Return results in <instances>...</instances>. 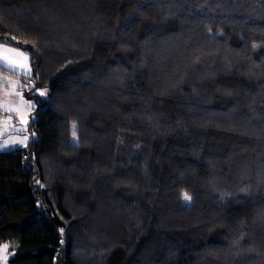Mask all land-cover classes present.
<instances>
[{
    "label": "trees",
    "instance_id": "16d2710c",
    "mask_svg": "<svg viewBox=\"0 0 264 264\" xmlns=\"http://www.w3.org/2000/svg\"><path fill=\"white\" fill-rule=\"evenodd\" d=\"M0 44L48 91L5 264H264V0H0Z\"/></svg>",
    "mask_w": 264,
    "mask_h": 264
},
{
    "label": "crops",
    "instance_id": "0c3cea01",
    "mask_svg": "<svg viewBox=\"0 0 264 264\" xmlns=\"http://www.w3.org/2000/svg\"><path fill=\"white\" fill-rule=\"evenodd\" d=\"M30 74L27 55L18 49L0 44V118L10 116L8 121L0 122V140H7L10 144L23 141L21 136L28 132L27 123L21 126L19 119L25 117L23 110L27 107V100L21 89L24 85L32 84L26 80ZM5 257L6 255L3 257V264Z\"/></svg>",
    "mask_w": 264,
    "mask_h": 264
},
{
    "label": "rangeland",
    "instance_id": "374dc122",
    "mask_svg": "<svg viewBox=\"0 0 264 264\" xmlns=\"http://www.w3.org/2000/svg\"><path fill=\"white\" fill-rule=\"evenodd\" d=\"M27 82H28V79L26 78ZM30 82V81H29ZM32 83V82H30ZM33 84V83H32ZM24 85L23 88L21 89L22 90V94L24 93L23 89L25 90H33V92L35 93V95H38L40 98H46L47 95H48V91L44 88H35L34 84L33 85ZM41 93H44L43 95H41ZM27 100V107L25 106V111L23 110V113L25 112V117H23L22 119H19V124H21V126L24 124V123H27V131L24 135L21 136V139H24L23 141L21 142H16V143H8L7 140L3 141V140H0V153H3V152H8L10 150H12L13 148H20V147H23L27 144L28 141L32 140L35 135L32 134L30 131H29V121H30V117H31V112L33 110V102L31 100ZM21 115H22V111H21ZM24 116V114H23ZM8 119H10V116L9 115H6V118H0V122L1 121H8ZM3 123V122H1ZM18 124V125H19ZM76 137L75 136H72L71 137V142L73 144H76ZM8 143V144H7ZM184 195H182V203L184 204V206H189L190 205V199L189 200H185L184 199ZM0 249H4V248H0ZM5 251L6 249L3 251V252H0V263L3 264V257L5 256Z\"/></svg>",
    "mask_w": 264,
    "mask_h": 264
},
{
    "label": "snow or ice",
    "instance_id": "6c2138e0",
    "mask_svg": "<svg viewBox=\"0 0 264 264\" xmlns=\"http://www.w3.org/2000/svg\"><path fill=\"white\" fill-rule=\"evenodd\" d=\"M13 39H15V37H13ZM4 43H6V42H4ZM254 47H256V46L254 45ZM43 94H44V93H41V95H43ZM73 133H74V135H75V125L73 126ZM184 199H185V200H189L190 197H189L187 194H185V195H184ZM61 231H62V230H61ZM6 248H7V245L4 246V249H0V252H3Z\"/></svg>",
    "mask_w": 264,
    "mask_h": 264
}]
</instances>
